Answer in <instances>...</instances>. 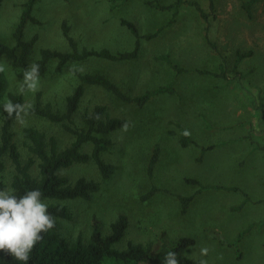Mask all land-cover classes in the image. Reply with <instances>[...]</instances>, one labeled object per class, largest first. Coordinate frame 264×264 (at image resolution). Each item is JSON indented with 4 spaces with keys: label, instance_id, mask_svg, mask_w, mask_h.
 <instances>
[{
    "label": "rangeland",
    "instance_id": "rangeland-1",
    "mask_svg": "<svg viewBox=\"0 0 264 264\" xmlns=\"http://www.w3.org/2000/svg\"><path fill=\"white\" fill-rule=\"evenodd\" d=\"M148 1L39 0L33 14L41 24L28 23L25 29V40L38 36L29 65L39 58L41 49L71 50L61 29L64 20L80 48H107L113 53L134 50L136 38L122 20L134 23L145 35L165 27L174 14V10L152 8ZM158 1L169 5L176 0ZM189 1L199 3L206 18L194 6L183 4L172 26L153 40H142L137 59L92 58L70 63L60 72L57 61L51 62L37 88L23 93L28 114L23 123L13 122L14 140L23 161L33 156L23 136L27 127L55 137L60 148L71 144L73 137L61 125L35 117L29 109L41 93L42 104L64 111L66 97L78 84L73 69L104 74L132 96L171 84L174 94H162L143 108L123 103L98 86L86 87L74 116L78 126L84 125L85 114L96 105H105L108 115L126 118L130 124L109 136L113 144L103 159L115 166L111 178L102 179L93 162L62 171L72 182L85 177L101 182V187L91 200L62 203L73 218L61 223V235L70 242L79 237L88 242L93 224L98 223L106 235L112 222L124 215L129 226L117 249H126L129 243L149 247L161 237L169 243L190 238L195 243L184 250L187 258L207 259L208 264H264V0L252 5L251 17L242 7V1L250 0ZM26 2L4 1L0 41L15 44L13 33ZM248 51L251 56L237 61L238 52ZM162 56L190 71L174 72L159 59ZM0 67L4 68L0 72L3 105L8 93H18L22 70L29 66H15L1 57ZM3 113L0 106V135ZM181 128L190 132L195 144L181 146ZM156 146L160 157L151 176L148 169ZM207 146L214 147L203 151ZM91 150L90 144L84 147L86 152ZM4 161L3 179L13 193L10 184L15 167L8 156ZM33 172L36 175L37 168ZM154 188L157 192L149 196ZM191 196L183 212L180 197ZM203 247L209 249L207 257L200 256Z\"/></svg>",
    "mask_w": 264,
    "mask_h": 264
},
{
    "label": "trees",
    "instance_id": "trees-1",
    "mask_svg": "<svg viewBox=\"0 0 264 264\" xmlns=\"http://www.w3.org/2000/svg\"><path fill=\"white\" fill-rule=\"evenodd\" d=\"M4 1L0 0V8ZM38 1L27 0L24 4L19 23L13 33L15 44L10 46L0 41V58H7L15 66L23 68L29 66L31 53L38 36L34 35L30 40H25V29L28 23L41 24L40 20L33 14ZM256 1L258 0L242 1V7L249 17L252 14V5ZM147 4L160 11L174 10L172 18L166 25L168 27L176 22L178 10L183 4L194 6L201 16L206 18L205 13L196 1L176 0L172 4L165 5L158 0H150ZM213 7L214 4L211 1V8ZM122 24L127 26L136 38L135 48L132 51L113 53L107 48L100 50L80 48L78 42L70 33L71 29L68 22L64 20L61 29L71 50L63 52L49 48L41 49L40 56L34 63L39 65V77L46 74L49 64L53 61H57L56 71L60 72L70 63L84 62L92 58L114 62L137 59L140 55L142 40H153L166 27L142 35L134 23L122 20ZM206 38L209 45L216 49L208 34H206ZM251 55L252 51L238 52L237 61ZM159 59L167 62L170 68L178 74L190 71L176 65L168 56H162ZM193 71L201 74L208 73L203 70ZM72 73L77 77L78 84L73 92L66 97L64 111L55 110L50 103L42 104L41 93L37 94L36 105L29 109L31 115L52 124L61 125L65 132L73 137V141L67 147L60 148L55 137L48 138L42 131L27 127L23 130V136L29 141L28 148L33 156L23 161L12 131L13 122L16 120L15 116L9 119L7 113H3L0 135V190H8V186L3 179V173L6 169L4 157L8 156L15 167V174L10 184L12 194L22 196L28 191L40 190L42 193L41 198L48 206V213L55 219V226L44 233L43 239L34 245L27 261H18L6 250H0V264H164L168 252L177 254L179 264H199V261L187 258L184 255V250L195 243L190 238H182L175 243H169L161 237L158 243L149 247L129 243L126 249H117L116 245L122 241L129 226L128 218L124 215L119 216L112 222L110 232L106 235L101 232L98 223L93 224L94 229L88 242H84L81 237L77 238L75 242H70L61 235V223L70 221L73 218L70 208L62 203L76 199L91 200L92 196L100 191L101 187V182L89 180L85 177L72 182L62 175V171L75 164L93 162L96 164L102 179L111 178L115 166L103 159V154L113 144L109 136L113 132L125 128V125L128 127L130 124L126 118L108 115L105 105H96L91 112L85 114L84 125L78 126L74 121V116L79 110L86 93V87L98 86L113 94L119 101L133 104L139 108L145 107L162 94H174L176 92L175 87L170 84L148 90L142 95L132 96L104 74L82 73L77 69H73ZM2 88L3 81L0 75V92ZM7 99L8 102L11 101L13 104L23 105L24 103L23 94L8 93ZM184 132L185 130L182 129L181 146L188 147L190 144H195L189 135L185 136L183 134ZM88 144L92 145L91 152L84 151V147ZM213 147H203V151ZM159 157L160 148L156 146L148 169L151 176ZM36 168L37 174L35 175L33 171ZM186 181L190 184H199L198 181L192 179ZM156 192L157 189L154 188L149 196L154 195ZM193 198V196L180 197L183 212H186Z\"/></svg>",
    "mask_w": 264,
    "mask_h": 264
},
{
    "label": "clouds",
    "instance_id": "clouds-1",
    "mask_svg": "<svg viewBox=\"0 0 264 264\" xmlns=\"http://www.w3.org/2000/svg\"><path fill=\"white\" fill-rule=\"evenodd\" d=\"M3 71L4 68L0 67V72ZM22 77L18 93L34 91L39 80V65H29L22 70ZM0 106L9 119L15 116L20 123L24 122L23 118L28 114L26 105L9 101ZM183 134L188 136L190 132L185 130ZM41 197L42 193L38 189L28 191L22 196L0 190V250H6L18 261H27L34 245L43 239L44 233L55 226V219L48 213V206ZM208 253L207 247L200 249L201 257H207ZM164 264H179L177 254L168 252ZM199 264H208V261L201 258Z\"/></svg>",
    "mask_w": 264,
    "mask_h": 264
}]
</instances>
